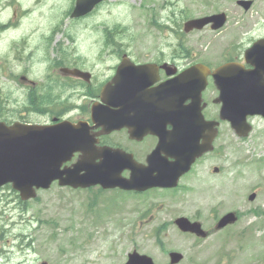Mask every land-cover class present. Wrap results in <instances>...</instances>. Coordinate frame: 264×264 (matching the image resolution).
Here are the masks:
<instances>
[{"label":"rangeland","instance_id":"374dc122","mask_svg":"<svg viewBox=\"0 0 264 264\" xmlns=\"http://www.w3.org/2000/svg\"><path fill=\"white\" fill-rule=\"evenodd\" d=\"M5 1L1 0L0 4V22H6L10 16L9 9L1 6ZM165 1L171 2L173 9L172 14L169 13L173 47L179 36L175 30L183 20L211 6L210 1L203 0H189L188 7L186 0H116L78 24L76 48L82 50L83 56H88L90 48H100L104 23L109 27L121 26L122 48H173L164 46L167 38L148 25L149 18L140 8L147 2L144 8L148 15L165 16L168 9L160 8ZM48 26L35 10L21 20L19 29L9 28L0 33V48L19 42L17 38L26 35L28 30H33L28 34V45L34 48ZM224 32L240 34V28L232 30L228 27ZM209 40L214 46L216 38ZM249 120L253 122L252 129L249 137L243 140L236 139L230 129L223 126L219 155L208 154L202 164L181 181V187L173 195H160L161 191H156L137 196L130 200L132 206L127 205L126 213L118 219L116 207L110 201L120 211L118 198L124 194L119 190L109 191L108 201L93 207L98 224L92 223L86 215L85 198L86 195L99 197L101 193L98 194L97 188L85 193L53 184L40 190L38 199L30 200L29 211L12 213L17 221L22 220L23 227L19 231L30 237L25 238L24 244L31 239L29 252H39L54 260L72 258V261L66 260L67 264H80L81 260L89 264H122L132 248L149 254L155 262H168L167 252L178 250L184 255L179 264H264V118L253 116ZM213 164L221 167L220 172H212ZM9 191L6 186L0 189V194L6 205L14 206V195ZM251 191L256 192V197L249 201L247 195ZM150 202L154 204L151 208ZM106 210L110 215L105 214ZM228 210H236L238 220L204 239L182 233L173 224L159 227L163 219L170 220L180 214L197 217L208 226L214 216ZM134 219V225L128 224ZM45 220H53L56 227L51 228L53 226ZM104 221L109 222L102 223ZM212 227L208 228L212 230ZM17 231L16 228L14 232ZM49 234L56 236L48 240Z\"/></svg>","mask_w":264,"mask_h":264},{"label":"flooded vegetation","instance_id":"af4514ba","mask_svg":"<svg viewBox=\"0 0 264 264\" xmlns=\"http://www.w3.org/2000/svg\"><path fill=\"white\" fill-rule=\"evenodd\" d=\"M31 1L33 8L39 6L44 13L48 30L41 34L34 48H29L27 34L17 38L20 43L13 42L6 48H0V57L5 54L0 61V79L5 81L4 89L0 87V113H12L7 97L13 92L17 85L15 83H18L23 99L15 106L17 115L11 116L14 118L12 120L24 121L31 112L46 114L47 111L43 122H53L61 117H71L74 121L84 120L88 123L89 133L97 139L96 147H117L124 155L123 159L136 164L146 165L149 159L171 162L177 156L173 148L199 147L205 132L199 131L198 115L209 120L219 118L221 103L218 97L221 90L214 82L215 70L223 61L242 62L245 48L217 39V46L211 48L210 45L206 50L198 51V55L191 48H145L143 56L147 57L141 60L136 48H90L88 56H83L82 50L76 48L78 18L71 17L76 0ZM259 1L263 7L258 9L263 10L264 0ZM11 4L7 23L11 25L10 28L17 30L30 8L23 7L22 12L18 3ZM195 32L197 30L189 32L187 38L190 39ZM125 54L133 64L120 70L116 105L111 102L115 84L111 80ZM141 64L148 65V68L139 72L136 65ZM18 66L20 70H17ZM77 70L86 73L88 79L77 75ZM34 80H38V83ZM142 80L150 82L142 86ZM168 89L174 92L179 90L181 94H171ZM104 100L103 113L117 109L121 122L118 129L107 133H102L101 127H96L90 118L91 105ZM222 123L219 120L217 135L213 139L216 155L222 150ZM143 124L148 131L140 133L141 130H138ZM206 157V154L197 157L188 172L202 164ZM129 174L130 170L124 168L122 175L128 177ZM155 190L170 189L154 187L143 193ZM128 192L131 197L141 194ZM168 221L163 222L169 225ZM13 230L11 222L0 213V264H30L26 253L14 252L17 247L14 244L15 238L22 237L21 234L15 235ZM66 260L71 259L46 262L67 264Z\"/></svg>","mask_w":264,"mask_h":264},{"label":"water","instance_id":"95a60500","mask_svg":"<svg viewBox=\"0 0 264 264\" xmlns=\"http://www.w3.org/2000/svg\"><path fill=\"white\" fill-rule=\"evenodd\" d=\"M88 4L89 0L79 1L76 14L86 12L89 9ZM213 18L219 21L217 25L223 21V15ZM206 21L208 19L191 20L189 28H199ZM248 74L243 79L230 82L227 80L223 83L224 98L220 117L230 119L232 125L238 124L248 113L260 112L264 115V105L256 106L260 104L257 98L259 95L249 90L251 83ZM240 95L244 96L239 97ZM73 128L74 126L67 123L53 126H5L0 123V185L10 182L22 198L34 196L35 188H46L54 179H58L59 184L73 187L99 183L103 187L144 189L152 185H174L178 175L189 167L187 163L183 169L176 170L177 165L172 163L165 167V169L169 168L166 173L158 171L153 180L150 178L154 176L150 177L148 171L143 173V178L136 175L130 179H124L120 176L123 164L119 151L106 149L102 153V161L89 162L86 155L88 153L86 140ZM112 128H118V124H113L110 129ZM206 149L202 148L201 151ZM74 151L83 153L81 159L61 169L62 163L70 159ZM253 196L254 194H251L249 198ZM234 219L233 213H228L222 217L217 226H222ZM176 223L183 231L205 235L198 222H190L185 217H179ZM170 257L171 263H175L181 258V254L171 252ZM125 264H153V262L150 257L133 251Z\"/></svg>","mask_w":264,"mask_h":264}]
</instances>
